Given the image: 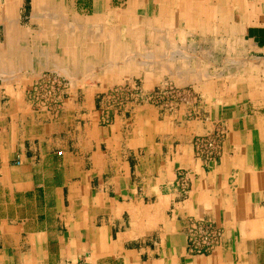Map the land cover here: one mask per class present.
<instances>
[{
    "label": "crops",
    "instance_id": "obj_1",
    "mask_svg": "<svg viewBox=\"0 0 264 264\" xmlns=\"http://www.w3.org/2000/svg\"><path fill=\"white\" fill-rule=\"evenodd\" d=\"M49 71L69 80L55 115L25 95ZM255 72L264 0H0V264H264ZM131 79L194 87L196 118L130 103L103 124L101 96ZM206 118L228 135L203 167ZM179 170L185 199L169 191ZM187 217L222 227V246L188 254Z\"/></svg>",
    "mask_w": 264,
    "mask_h": 264
},
{
    "label": "built area",
    "instance_id": "obj_2",
    "mask_svg": "<svg viewBox=\"0 0 264 264\" xmlns=\"http://www.w3.org/2000/svg\"><path fill=\"white\" fill-rule=\"evenodd\" d=\"M69 81L57 73L43 72L39 74L26 90V100L36 111H47L57 114L67 95ZM102 103L101 121L111 122L113 113L123 110L126 105H149L159 108L162 112H174L180 105L189 104V100L173 86L144 91L135 82H126L110 89L100 98ZM196 118L195 111L188 114ZM206 118L205 121H208ZM213 128L204 135L195 136L192 140L193 155L203 167L219 161L227 139L228 129L221 121H212ZM192 185V173L179 170L175 181L169 185V191L179 198L185 199ZM182 234L186 241V251L190 255H210L222 246L224 232L222 227L207 218L187 217L183 224ZM66 264H89L86 259Z\"/></svg>",
    "mask_w": 264,
    "mask_h": 264
},
{
    "label": "rangeland",
    "instance_id": "obj_3",
    "mask_svg": "<svg viewBox=\"0 0 264 264\" xmlns=\"http://www.w3.org/2000/svg\"><path fill=\"white\" fill-rule=\"evenodd\" d=\"M50 72V71H49ZM52 73H55V72H52ZM255 75L253 76V78H255V81H256V84L257 85H264V79H263V76H262V74L260 73V72H255L254 73ZM262 77V78H261ZM66 79V78H65ZM263 79V80H262ZM66 80H68V79H66ZM69 81V80H68ZM126 82H135L136 84H138L142 89H143V87H142V85L141 84H139V82L138 81H136V79H131V80H128V81H126ZM125 82V83H126ZM122 84H124V83H122ZM121 84V85H122ZM167 85H170V86H173V87H175L176 89H178L179 91H183V96H185V98L186 99H188L189 100V104H183V105H185V106H190L192 109H190V112L191 111H193L194 110V106L192 105V103H191V101H193V100H195V99H197L198 100V98H197V96L199 95L198 93H196V90H195V88L194 87H192V86H187V87H180V86H177V85H175L174 83H172V82H168V83H166V84H164L162 87H159V88H161V89H164ZM256 85V86H257ZM117 86H119V85H117ZM255 85H254V87H256ZM114 87H116V85L114 86ZM113 87V88H114ZM112 89V88H111ZM157 89V88H156ZM144 91H147V90H145V89H143ZM260 90V89H259ZM148 92V91H147ZM264 104H262L261 103V106H263ZM113 114H115V113H113ZM112 114V115H113ZM111 118H112V116H111ZM188 118H190V119H194V118H191L189 115H188ZM212 121L213 120H211L210 118H209V120H208V122H210L211 123V125H212ZM212 128H213V125H212ZM190 193V192H189ZM188 197V196H187ZM224 238V237H223ZM76 262V261H75ZM68 263V262H67Z\"/></svg>",
    "mask_w": 264,
    "mask_h": 264
},
{
    "label": "bare ground",
    "instance_id": "obj_4",
    "mask_svg": "<svg viewBox=\"0 0 264 264\" xmlns=\"http://www.w3.org/2000/svg\"><path fill=\"white\" fill-rule=\"evenodd\" d=\"M104 20V19H103Z\"/></svg>",
    "mask_w": 264,
    "mask_h": 264
}]
</instances>
